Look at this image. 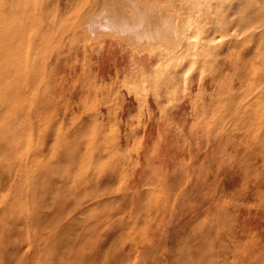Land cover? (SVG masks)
Instances as JSON below:
<instances>
[{
    "label": "rangeland",
    "instance_id": "1",
    "mask_svg": "<svg viewBox=\"0 0 264 264\" xmlns=\"http://www.w3.org/2000/svg\"><path fill=\"white\" fill-rule=\"evenodd\" d=\"M94 1L0 0V264H264V0H212L172 101Z\"/></svg>",
    "mask_w": 264,
    "mask_h": 264
},
{
    "label": "bare ground",
    "instance_id": "2",
    "mask_svg": "<svg viewBox=\"0 0 264 264\" xmlns=\"http://www.w3.org/2000/svg\"><path fill=\"white\" fill-rule=\"evenodd\" d=\"M128 3L129 14L124 6ZM212 18V0H104L90 8L82 28L91 38L109 36L125 42L137 55L152 54L151 67L132 70L129 88L147 92L170 81L167 99L172 101L192 58L193 43L203 38L201 27Z\"/></svg>",
    "mask_w": 264,
    "mask_h": 264
},
{
    "label": "crops",
    "instance_id": "3",
    "mask_svg": "<svg viewBox=\"0 0 264 264\" xmlns=\"http://www.w3.org/2000/svg\"><path fill=\"white\" fill-rule=\"evenodd\" d=\"M130 2H131V1H130ZM124 6L126 7V5H124ZM131 7H132V4L130 5V3H128V4H127V7L125 8L126 12L128 11L127 14H129V13L131 12V10H132ZM128 9H129V10H128Z\"/></svg>",
    "mask_w": 264,
    "mask_h": 264
}]
</instances>
